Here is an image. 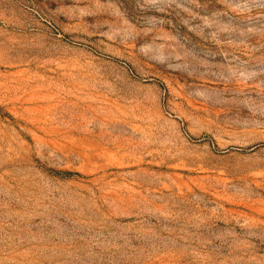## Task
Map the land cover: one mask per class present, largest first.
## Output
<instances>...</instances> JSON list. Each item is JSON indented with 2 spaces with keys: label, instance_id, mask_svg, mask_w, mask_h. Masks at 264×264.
Here are the masks:
<instances>
[{
  "label": "rangeland",
  "instance_id": "rangeland-1",
  "mask_svg": "<svg viewBox=\"0 0 264 264\" xmlns=\"http://www.w3.org/2000/svg\"><path fill=\"white\" fill-rule=\"evenodd\" d=\"M0 264H264V0H0Z\"/></svg>",
  "mask_w": 264,
  "mask_h": 264
}]
</instances>
